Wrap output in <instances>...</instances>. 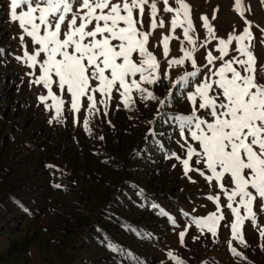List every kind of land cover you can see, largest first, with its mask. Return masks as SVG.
<instances>
[{
    "label": "rangeland",
    "instance_id": "obj_1",
    "mask_svg": "<svg viewBox=\"0 0 264 264\" xmlns=\"http://www.w3.org/2000/svg\"><path fill=\"white\" fill-rule=\"evenodd\" d=\"M9 3L10 0H0V264H177L169 252L185 264H264V239L260 237L264 200L259 197L253 202L257 223L244 222L246 243L232 239L225 221H220L215 237L207 228L201 231L192 222L194 217H205L217 210L207 196H215L219 190L215 180L210 187L196 172L188 174L195 180L191 182L182 165L168 158L169 152H182L177 143L180 135L175 122L165 123L157 108L168 117L191 112L190 102L184 97V93L192 91L189 83L177 85L170 96L168 90L185 71L195 69L186 61L183 66L172 67L171 79L163 78L168 65L161 41L170 32L173 14L164 12L162 0H158L157 23L162 17L165 25L157 27L148 43L160 62L161 80L145 87L165 100L166 106L159 100H141L133 93L132 110L123 104L117 110L120 97L113 91L106 117L102 108L98 114H87L88 101L82 98L79 123L73 122L69 103L63 106L64 123H59L52 119L55 109H46L38 99L48 90L42 83L30 85L26 73L31 69L15 58L23 56L24 46L18 22L9 20ZM187 3L195 27L190 34L197 37L195 59L202 66L207 51L218 45V40H211L202 16H208L218 38L238 34L246 24L236 11L235 0ZM169 4L176 7L174 0ZM241 10L248 21H259L264 27L261 0H242ZM143 24L144 31H148L147 6ZM250 31L255 37L251 51L256 78L264 82V32L255 26ZM175 36L185 39L180 28ZM25 43L31 52V38L25 36ZM201 44L206 47L201 48ZM235 46L234 41L231 47ZM183 47L189 49L190 45L185 41ZM169 48V59L183 56L178 40H171ZM213 55L219 54L213 51ZM231 55L235 52L224 59ZM214 63L219 67L221 61ZM36 74L40 75L39 67ZM199 82V77L191 79V84ZM52 91L60 95L55 84ZM63 99L70 102L66 91ZM96 99H100L98 94ZM47 103L53 102L49 99ZM199 114L204 115L203 111ZM86 116L90 130L83 127ZM153 129L157 135H148ZM56 184L61 187H54ZM225 203L221 193V210L231 222L234 218L223 207ZM185 226L187 232L181 243L179 233ZM109 243L122 250L109 248ZM231 247L242 255L233 254Z\"/></svg>",
    "mask_w": 264,
    "mask_h": 264
},
{
    "label": "snow or ice",
    "instance_id": "obj_2",
    "mask_svg": "<svg viewBox=\"0 0 264 264\" xmlns=\"http://www.w3.org/2000/svg\"><path fill=\"white\" fill-rule=\"evenodd\" d=\"M162 2L164 12L173 14L170 32L161 41L168 65L163 78L171 79L172 67L183 66L186 61H190L195 69L185 71L168 90L170 96L177 85L189 83L192 91L184 93V97L190 102L191 112L168 117L166 112L161 113L157 108L165 123L175 122L180 141H183H177L182 152H169L168 158L176 159L193 183L195 180L188 175L190 172L198 173L210 187L216 181L219 191L215 196L208 195L207 199L215 202L217 210L205 217H194L192 222L201 231L207 228L215 237L220 221H225V227L230 226L232 239L246 243L244 222L251 220L253 224L257 223L253 202L258 197L264 200V82H258L256 78L255 57L251 51L255 37L250 31L255 26L264 32V27L259 21L246 19L241 10L242 0H235L236 11L244 19L246 27L238 34H229L226 39L216 37L208 16H202L211 40H218V45L207 51L206 63L198 66L195 59L197 37L190 34L195 32L190 4L187 0H174V8L169 0ZM261 3L264 4V0ZM146 6L150 17L148 31H144L143 24ZM250 8L251 5L248 6ZM158 12V0H10L9 20L18 22L22 30L20 41L24 46L23 56L15 58L31 69L26 73L30 77V85L42 83L48 90L47 95L38 96V99L46 109H55L53 120L64 123L61 118L63 106L69 103L73 122L79 123L77 114L82 107V98L88 101L87 114H98L102 108L106 117L113 91L120 97L117 110L120 104L132 110L135 104L133 93L141 100H159L160 105L166 106L165 100L145 87L156 85L161 80L160 62L148 48L149 37L157 27L165 25L162 17L157 23ZM215 18L214 10L212 19ZM177 28L182 29L184 40L175 36ZM25 36L31 38V52ZM171 40H178L181 44L182 57L168 58ZM185 41L190 45L189 49L183 47ZM234 41L236 46L232 48ZM200 47L205 48L206 45L201 44ZM213 51L219 55L214 56ZM230 52H235V55L225 60ZM217 60L221 61L219 67L214 63ZM37 67L40 75L36 74ZM203 69L207 71L202 72ZM195 77H199L200 82L191 84ZM53 84L59 90V96L52 91ZM65 91L71 98L70 102L63 99ZM49 99L53 102L50 105L47 103ZM201 111L204 115L199 114ZM89 124L86 116L83 120L85 130H90ZM148 135L157 133L153 129ZM53 186L61 187L59 184ZM221 193L226 200L223 207L230 210L234 218L231 222H227L221 210ZM172 223L176 224L174 218ZM187 227L179 233L181 243ZM260 237L264 239V228L260 229ZM198 238L193 237L194 240ZM228 243L231 245L232 240ZM107 246L115 251L122 250L111 243ZM230 250L235 255H242L235 247ZM168 255L177 264H185L172 252Z\"/></svg>",
    "mask_w": 264,
    "mask_h": 264
},
{
    "label": "trees",
    "instance_id": "obj_3",
    "mask_svg": "<svg viewBox=\"0 0 264 264\" xmlns=\"http://www.w3.org/2000/svg\"><path fill=\"white\" fill-rule=\"evenodd\" d=\"M171 116H172V115H171ZM171 116H170V117H171ZM160 148H161V147H158V149H160Z\"/></svg>",
    "mask_w": 264,
    "mask_h": 264
}]
</instances>
